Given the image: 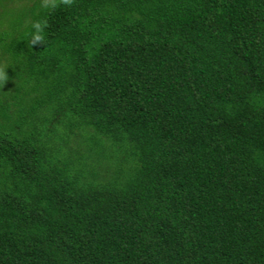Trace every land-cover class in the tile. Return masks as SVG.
I'll list each match as a JSON object with an SVG mask.
<instances>
[{
    "label": "trees",
    "instance_id": "trees-1",
    "mask_svg": "<svg viewBox=\"0 0 264 264\" xmlns=\"http://www.w3.org/2000/svg\"><path fill=\"white\" fill-rule=\"evenodd\" d=\"M0 71V264H264V0H0Z\"/></svg>",
    "mask_w": 264,
    "mask_h": 264
},
{
    "label": "clouds",
    "instance_id": "clouds-1",
    "mask_svg": "<svg viewBox=\"0 0 264 264\" xmlns=\"http://www.w3.org/2000/svg\"><path fill=\"white\" fill-rule=\"evenodd\" d=\"M72 0H43V6L48 9H55L58 4H63L64 6H70ZM46 40L44 34V25L41 21H33L28 29L25 32V39L27 47H31L33 45H41L44 44ZM6 76L3 71H0V81H5Z\"/></svg>",
    "mask_w": 264,
    "mask_h": 264
}]
</instances>
